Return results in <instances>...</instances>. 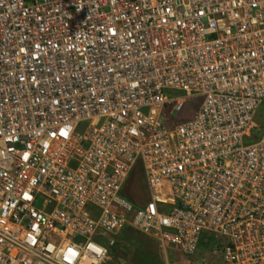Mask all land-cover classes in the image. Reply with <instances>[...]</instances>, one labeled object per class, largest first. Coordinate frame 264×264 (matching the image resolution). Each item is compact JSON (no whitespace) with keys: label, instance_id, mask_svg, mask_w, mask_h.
I'll return each instance as SVG.
<instances>
[{"label":"built area","instance_id":"built-area-1","mask_svg":"<svg viewBox=\"0 0 264 264\" xmlns=\"http://www.w3.org/2000/svg\"><path fill=\"white\" fill-rule=\"evenodd\" d=\"M129 232L264 264V0H0V264Z\"/></svg>","mask_w":264,"mask_h":264},{"label":"trees","instance_id":"trees-1","mask_svg":"<svg viewBox=\"0 0 264 264\" xmlns=\"http://www.w3.org/2000/svg\"><path fill=\"white\" fill-rule=\"evenodd\" d=\"M129 239V248H132L131 257L123 258L121 256L115 255L111 264H165L163 259V255L156 248L155 240L144 235L138 233V235L128 238ZM213 241V237H209L208 241H201L199 245L198 252L195 257L201 258L206 250L211 247V243ZM121 251V250H119ZM186 258V256H185ZM196 258V259H197ZM191 259L187 256V259L179 258V262L186 264L191 262Z\"/></svg>","mask_w":264,"mask_h":264},{"label":"rangeland","instance_id":"rangeland-1","mask_svg":"<svg viewBox=\"0 0 264 264\" xmlns=\"http://www.w3.org/2000/svg\"><path fill=\"white\" fill-rule=\"evenodd\" d=\"M177 93H179V95L183 94V92H181V91L177 92ZM133 185H134L133 182H131L129 184V187L132 188ZM136 235H138L137 232H129V233H126V235L124 233H120L118 235L119 243L117 244L116 247L111 249V251H110L111 259L107 262V264H111V261L113 260L112 258H114L115 255L121 256L123 258H130L132 248H129L130 243H129L128 238L136 236ZM155 245H156V248L158 250H160V252L162 253L165 264H183V263L177 261L178 257L179 258L183 257L184 259H187V255L183 254L175 246L163 248L161 246V244L158 242H155ZM119 250H121V251H119ZM185 256H186V258H185ZM186 264H201V262H199L198 260H191V262L186 263Z\"/></svg>","mask_w":264,"mask_h":264}]
</instances>
